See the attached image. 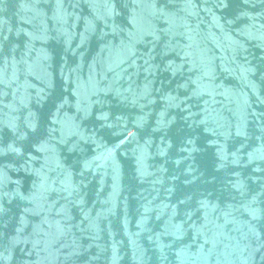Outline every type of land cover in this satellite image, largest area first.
<instances>
[{
	"label": "water",
	"instance_id": "water-1",
	"mask_svg": "<svg viewBox=\"0 0 264 264\" xmlns=\"http://www.w3.org/2000/svg\"><path fill=\"white\" fill-rule=\"evenodd\" d=\"M0 264H264V0H0Z\"/></svg>",
	"mask_w": 264,
	"mask_h": 264
}]
</instances>
